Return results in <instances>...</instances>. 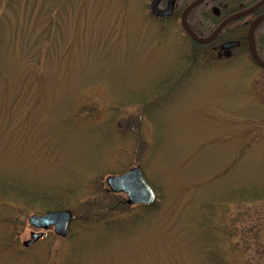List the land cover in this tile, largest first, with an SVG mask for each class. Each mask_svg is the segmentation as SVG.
<instances>
[{"label":"rangeland","instance_id":"rangeland-1","mask_svg":"<svg viewBox=\"0 0 264 264\" xmlns=\"http://www.w3.org/2000/svg\"><path fill=\"white\" fill-rule=\"evenodd\" d=\"M151 2L0 0V264H264V70ZM134 168L153 206L108 189Z\"/></svg>","mask_w":264,"mask_h":264},{"label":"water","instance_id":"water-1","mask_svg":"<svg viewBox=\"0 0 264 264\" xmlns=\"http://www.w3.org/2000/svg\"><path fill=\"white\" fill-rule=\"evenodd\" d=\"M206 0H196L190 6L186 8L182 15V26L185 30L186 34L189 38L197 44L207 45L212 43L217 39L221 31L226 27L229 23L246 16L254 12L256 9L260 8L264 5V0L260 2L255 8L236 15L232 18L221 23L214 33L209 38H201L197 36L188 24V16L189 14L201 6ZM160 0H155L151 6L150 10L153 16L157 18H167L170 17L175 9L176 0H170L168 7L165 10H160L159 8ZM216 9H214L215 11ZM217 11V10H216ZM264 23V15L257 18V20L251 25L249 33H248V41H249V51L253 61L256 65L262 69H264V61L258 54L254 35L256 30L260 25ZM232 44H227L223 46V49L232 48ZM106 184L108 189L114 194H125L127 196V204L130 206H153L157 202V195L153 188L149 185V183L144 178L141 169L134 168L129 170L123 175L120 176H111L106 179ZM74 220L73 213L69 210L64 211H50L44 215H33L29 218V225L34 229L40 231L38 233H32L30 240L23 243V247L28 249L35 244H37L43 237L44 233L49 231L51 228L54 229V233L56 236L62 239H66L68 237L69 228Z\"/></svg>","mask_w":264,"mask_h":264},{"label":"flooded vegetation","instance_id":"flooded-vegetation-1","mask_svg":"<svg viewBox=\"0 0 264 264\" xmlns=\"http://www.w3.org/2000/svg\"><path fill=\"white\" fill-rule=\"evenodd\" d=\"M154 1L155 0H152L151 3ZM169 1L170 0H160V10H165L168 7ZM195 1L196 0H176L174 12L170 17L161 19L153 15L151 16L158 22H180V27L184 32V35L192 41L183 29L182 15L186 8ZM262 1L263 0H206L201 6L189 14L188 24L197 36L208 38L221 23L229 18L255 8ZM214 9L217 11H214ZM263 15L264 5L256 9L254 12L229 23L224 27L215 41L203 46L212 54H217L219 59H225L227 61L234 58L236 52L239 50L246 51L250 55L248 33L251 25L257 20V18ZM254 40L260 55L259 51L262 50V47L264 48V23L256 30ZM227 44H232L233 47L224 50L223 46ZM253 63L258 67L254 61Z\"/></svg>","mask_w":264,"mask_h":264},{"label":"trees","instance_id":"trees-1","mask_svg":"<svg viewBox=\"0 0 264 264\" xmlns=\"http://www.w3.org/2000/svg\"><path fill=\"white\" fill-rule=\"evenodd\" d=\"M193 44H194V48L196 47L198 49H204V53H206L207 55H210L211 52L208 51V49H206V47H204L203 45H200V44H197V43H194V42H193ZM261 49L262 50L259 51L260 52V57L262 58V60H264V48L262 47ZM57 208H59V207L58 206L54 207V209H57Z\"/></svg>","mask_w":264,"mask_h":264}]
</instances>
